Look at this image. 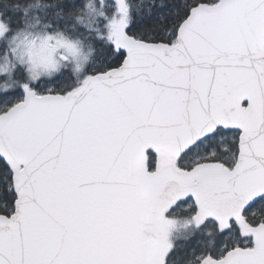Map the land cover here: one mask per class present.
Instances as JSON below:
<instances>
[{"label":"snow or ice","instance_id":"6c2138e0","mask_svg":"<svg viewBox=\"0 0 264 264\" xmlns=\"http://www.w3.org/2000/svg\"><path fill=\"white\" fill-rule=\"evenodd\" d=\"M0 264H264V0H0Z\"/></svg>","mask_w":264,"mask_h":264},{"label":"flooded vegetation","instance_id":"af4514ba","mask_svg":"<svg viewBox=\"0 0 264 264\" xmlns=\"http://www.w3.org/2000/svg\"><path fill=\"white\" fill-rule=\"evenodd\" d=\"M177 234L179 235V234H181V232H180V229L178 228V230H177Z\"/></svg>","mask_w":264,"mask_h":264}]
</instances>
